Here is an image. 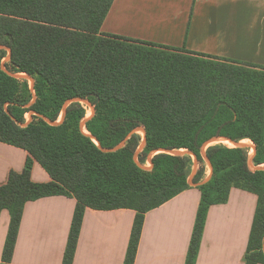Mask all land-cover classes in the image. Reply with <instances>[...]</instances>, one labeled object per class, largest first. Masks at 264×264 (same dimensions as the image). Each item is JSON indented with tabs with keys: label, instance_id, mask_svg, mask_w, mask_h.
<instances>
[{
	"label": "trees",
	"instance_id": "16d2710c",
	"mask_svg": "<svg viewBox=\"0 0 264 264\" xmlns=\"http://www.w3.org/2000/svg\"><path fill=\"white\" fill-rule=\"evenodd\" d=\"M112 2L0 0V141L28 152L0 185V209L11 210L4 264L24 202L52 194L77 200L62 264L72 262L85 207L138 212L124 262L133 264L143 213L190 186L192 154L201 199L186 264L208 205L231 187L258 196L245 264L264 263V167L252 169L249 146L237 144L251 140L253 165L264 164V66L102 32ZM213 138L234 145L206 146L202 182ZM34 161L49 181L31 179Z\"/></svg>",
	"mask_w": 264,
	"mask_h": 264
},
{
	"label": "crops",
	"instance_id": "0c3cea01",
	"mask_svg": "<svg viewBox=\"0 0 264 264\" xmlns=\"http://www.w3.org/2000/svg\"><path fill=\"white\" fill-rule=\"evenodd\" d=\"M100 30L264 66V0H113ZM27 156L0 141V185ZM210 174L206 161L204 177ZM31 179L51 178L34 161ZM200 199L194 183L144 212L133 264H186ZM257 201L231 187L225 202L208 205L193 264H245ZM76 205L69 194L26 200L5 264H62ZM137 213L85 207L71 264H124ZM10 217L0 209V264Z\"/></svg>",
	"mask_w": 264,
	"mask_h": 264
},
{
	"label": "rangeland",
	"instance_id": "374dc122",
	"mask_svg": "<svg viewBox=\"0 0 264 264\" xmlns=\"http://www.w3.org/2000/svg\"><path fill=\"white\" fill-rule=\"evenodd\" d=\"M90 112H89V110H88V113H87V116H90ZM141 134H142V130L141 129H139L138 130ZM217 142H223V143H225V144H227V145H234V143H232V142H230V141H225L224 139H215L214 140V138L212 139V140H210V141H208L207 143H206V145L204 146V148H203V151L202 152H204L205 151V148H206V146L207 145H210V144H214V143H217ZM240 143H243V144H245V145H247V146H249V148H250V150H249V155H250V158H251V156H252V154H253V152H254V144H253V142L251 141V140H249V139H244V140H241V141H239ZM192 159H193V164H192V171H191V173L192 172H194L195 173V170H196V168H197V160H196V158H195V156H193L192 155ZM206 161V160H205ZM150 165V163H149V161H146V163L144 164V166H149ZM250 166H251V168L252 169H256V168H258L257 166H254L253 165V163H252V161H251V164H250ZM259 167H264V164H262V165H259ZM206 177H204L203 178V180L205 179Z\"/></svg>",
	"mask_w": 264,
	"mask_h": 264
},
{
	"label": "water",
	"instance_id": "95a60500",
	"mask_svg": "<svg viewBox=\"0 0 264 264\" xmlns=\"http://www.w3.org/2000/svg\"><path fill=\"white\" fill-rule=\"evenodd\" d=\"M0 47H2V46H0ZM2 68H3L4 71H6L8 74H10V75H12V76H16V77L21 76V75H19V74H13V73L7 71V70L5 69L4 66H2ZM26 77H28V78L30 79L31 83H32V81H33L32 78H31L30 76H27V75H26ZM69 101H70V100H68V101L64 104V108H63V112H62V115H61V119H59V120L56 121V122L51 121V120H49V119H47V121H48L49 123H58V122H60V121L62 120V118H63L64 112H65V107H66V105H67V103H68ZM84 121H85V120H84ZM84 121L82 122V124L84 123ZM214 140H215V138H214ZM123 143H124V140L121 141L117 146H115V147H113V148H111V149H103V150H106V151L115 150V149L119 148L121 145H123ZM143 144H144V139H143L142 143L140 144V147H139V148H141V147L143 146ZM237 144H239V145H244L243 143H240V142L237 143ZM235 145H236V144H235ZM192 155H193V154H192ZM202 155H203V157L205 158V160L208 162V164H209L210 167H211L210 161H209L208 157L206 156L205 152H202ZM193 156H194V155H193ZM249 164H251V158L249 159ZM258 168H260V167H258ZM193 175H194V172H192V173L190 174V177H189V184H194V183L192 182V177H193ZM208 178H209V176L206 177L202 182L208 180Z\"/></svg>",
	"mask_w": 264,
	"mask_h": 264
}]
</instances>
